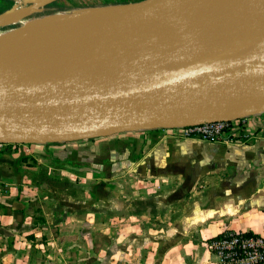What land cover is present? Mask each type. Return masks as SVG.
Wrapping results in <instances>:
<instances>
[{
  "label": "water",
  "instance_id": "water-1",
  "mask_svg": "<svg viewBox=\"0 0 264 264\" xmlns=\"http://www.w3.org/2000/svg\"><path fill=\"white\" fill-rule=\"evenodd\" d=\"M221 1L116 4L87 35L0 56V141L68 142L264 111V0H249L239 34Z\"/></svg>",
  "mask_w": 264,
  "mask_h": 264
},
{
  "label": "crops",
  "instance_id": "crops-1",
  "mask_svg": "<svg viewBox=\"0 0 264 264\" xmlns=\"http://www.w3.org/2000/svg\"><path fill=\"white\" fill-rule=\"evenodd\" d=\"M29 1L0 0V13ZM139 1L144 0L110 4ZM54 2L62 5V0ZM147 130L68 142L18 143L0 153V264H27L30 238L44 241L34 245L39 252L49 250L50 243L63 251L53 238L65 235L61 207L54 204L59 214L47 215L46 220L27 208L60 194L58 180L52 183L42 177L48 175L47 166L49 173L56 169L49 160L70 155L74 162L89 161L92 170L99 153L119 159L103 166L107 178L74 181L70 248L74 264H217L208 241L223 229L264 236V111L247 116L246 141H217L214 174L206 175L204 184L187 174L168 173L177 171L169 168L174 165L134 163L131 157L144 151L137 138ZM45 221L52 224L48 227Z\"/></svg>",
  "mask_w": 264,
  "mask_h": 264
},
{
  "label": "rangeland",
  "instance_id": "rangeland-1",
  "mask_svg": "<svg viewBox=\"0 0 264 264\" xmlns=\"http://www.w3.org/2000/svg\"><path fill=\"white\" fill-rule=\"evenodd\" d=\"M116 1L117 0H62L61 6H57L55 4L45 7L40 6L38 8L42 12L70 9L76 10L82 9L84 6L108 5ZM99 2L107 4H100ZM28 5L29 4L26 2H22L17 6V8H15L21 9L32 6ZM9 26L10 25H8L7 28L13 27ZM2 29H5V26L0 25V30ZM137 139V142L143 146L144 151H140L138 154L131 157L134 163L146 162L174 165L169 168H174L177 171L175 172L173 170H169L168 173H176L178 175H182L181 177H183V174H187L191 179L195 178L196 181L199 180L198 184H204L201 181L202 179L207 178L206 175L209 177L214 174L213 166L217 150L216 144L219 143L217 141L188 138L182 136V134L178 131L168 130L166 128L148 129L146 133H144V137L142 139ZM127 143L131 144L130 141H127ZM111 161L118 162V156L109 158L105 157L104 153H99L93 161L95 167L94 170H92L89 169L90 166H87L89 161L78 160L74 162V158L72 159L71 155L65 160H49V162L54 165L56 169L53 173H49L51 166H47L48 175H43L42 178L44 181H47V178H50L51 182L52 180H58L56 185H59L58 189L61 192L60 194H54L51 198L44 199L42 201L36 200L34 201V204L29 203L27 209L32 212L36 218L41 217L46 220L47 215L53 217L58 216L57 214H59V210L54 204H58L61 207V215L62 218L64 217V220H62V226L63 228H66L63 229L66 230L63 231L65 235L62 234L59 238V235L57 234L55 237L53 236V238L57 240V244H62L63 251L51 246L52 243H50L49 250L39 252L34 245L35 243H44V241L42 238L39 240L30 238L29 242L31 243L32 251L30 252V260L27 264H74V251L70 249L74 242V181L76 184H79L82 182L84 177L90 180H101L107 178L106 175L108 174V171L103 168L105 167L104 165H107ZM98 165L100 167H98ZM202 168H205L206 171L203 172ZM125 173L133 177L132 172L125 171ZM200 177L201 179H198ZM177 179L179 180V177H177ZM75 193H78L77 189H75ZM49 223L50 225L52 224L51 221H45V224L48 227L50 226ZM59 227L60 226L58 225L56 226V228ZM68 228H70L71 231ZM69 232L71 234H69ZM46 237L49 242H54L51 235H47ZM18 264L22 263L19 262Z\"/></svg>",
  "mask_w": 264,
  "mask_h": 264
},
{
  "label": "bare ground",
  "instance_id": "bare-ground-1",
  "mask_svg": "<svg viewBox=\"0 0 264 264\" xmlns=\"http://www.w3.org/2000/svg\"><path fill=\"white\" fill-rule=\"evenodd\" d=\"M45 1L47 0H39V3ZM16 8H13L10 16L1 22L5 29L0 30V56L69 34L87 35L92 26L114 16L119 7L114 4L93 5L81 10L49 12H42L34 6ZM249 8V0H222L219 5L221 15L236 34L244 30ZM202 23L210 25L204 32H210L211 25L214 26V21L209 17L204 18ZM8 25L13 27L7 28Z\"/></svg>",
  "mask_w": 264,
  "mask_h": 264
},
{
  "label": "built area",
  "instance_id": "built-area-1",
  "mask_svg": "<svg viewBox=\"0 0 264 264\" xmlns=\"http://www.w3.org/2000/svg\"><path fill=\"white\" fill-rule=\"evenodd\" d=\"M247 116L170 127L182 136L211 141H246ZM18 143L0 141V153L13 150ZM217 264H264V236L255 232L223 229L208 241Z\"/></svg>",
  "mask_w": 264,
  "mask_h": 264
},
{
  "label": "trees",
  "instance_id": "trees-1",
  "mask_svg": "<svg viewBox=\"0 0 264 264\" xmlns=\"http://www.w3.org/2000/svg\"><path fill=\"white\" fill-rule=\"evenodd\" d=\"M55 4H56V2H52V3L48 4V5H55Z\"/></svg>",
  "mask_w": 264,
  "mask_h": 264
}]
</instances>
